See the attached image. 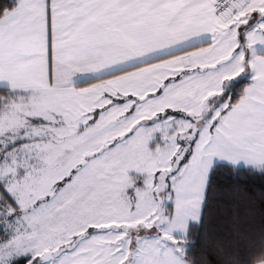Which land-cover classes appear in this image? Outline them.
Listing matches in <instances>:
<instances>
[{
    "label": "snow or ice",
    "instance_id": "1",
    "mask_svg": "<svg viewBox=\"0 0 264 264\" xmlns=\"http://www.w3.org/2000/svg\"><path fill=\"white\" fill-rule=\"evenodd\" d=\"M255 177L264 0H0V264H264Z\"/></svg>",
    "mask_w": 264,
    "mask_h": 264
},
{
    "label": "trees",
    "instance_id": "2",
    "mask_svg": "<svg viewBox=\"0 0 264 264\" xmlns=\"http://www.w3.org/2000/svg\"><path fill=\"white\" fill-rule=\"evenodd\" d=\"M241 180H244L242 177ZM222 181V187L224 186H233V181L229 180L226 177H221ZM242 190L247 192L249 195L255 198V203L257 207L259 208L261 206V197L264 196V180H261L259 177H255L252 180L244 181L242 184ZM259 222V214L257 213V216L254 220V223ZM217 231H221L220 228L217 229ZM210 260L212 261V264H215V257L210 256Z\"/></svg>",
    "mask_w": 264,
    "mask_h": 264
}]
</instances>
